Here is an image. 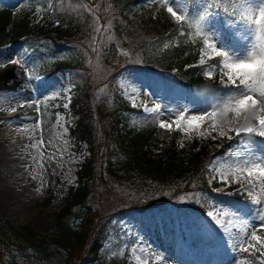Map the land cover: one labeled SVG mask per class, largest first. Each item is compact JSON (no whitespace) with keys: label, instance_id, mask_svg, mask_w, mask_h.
I'll use <instances>...</instances> for the list:
<instances>
[{"label":"rangeland","instance_id":"1","mask_svg":"<svg viewBox=\"0 0 264 264\" xmlns=\"http://www.w3.org/2000/svg\"><path fill=\"white\" fill-rule=\"evenodd\" d=\"M172 6L176 10L179 8L175 4ZM9 8L11 12L7 13L9 21L7 28L15 40L24 39L35 26L46 21L44 9L40 8V11H36L39 8L37 7L35 10H30L24 0L16 1ZM0 13L4 14L1 7ZM173 20L177 22L174 18ZM177 23L182 26L180 34L186 33L183 40L200 46L198 55L200 64L202 39L190 35V29L182 22ZM224 23L222 20L221 24ZM228 31L231 32L232 39L228 40L226 33V44L243 54L248 44L247 35L238 28ZM106 32H108L107 27L99 29L101 36L107 35ZM237 33L244 35L245 39H238ZM108 37L110 38L111 34ZM146 37L147 35L141 33L133 42L138 46L142 45L147 42ZM153 43L151 42V47L160 51L166 48L165 45L168 47L173 44L170 41ZM138 46L133 47L135 58L129 63L143 64L136 59V57L143 58ZM18 56L23 57L31 74L39 75V79L29 81L24 70L16 64L9 63L0 68V84L4 77L12 73L14 77L7 84L16 85L15 90L0 88V130L3 129L0 132V158H6L4 154L6 152L16 165L20 163L14 171L21 184L19 187H13L12 190L18 196L26 192L24 201L19 200L21 207L12 205L6 207L0 201V264H66V253L52 246L51 241L57 232L55 217L66 202L69 188L75 185L76 172L87 155L85 147L81 151L76 149L69 135V128L75 120L69 111V104L75 91L73 93L70 84L58 83L54 76L48 78L40 74L22 44L0 47V62H7ZM64 56L66 55H60V57ZM204 59L203 71L215 65L213 60L219 61L220 58L207 52ZM87 64L93 71L87 76L89 80L83 85L82 95L88 91L92 104L102 106L105 114L102 118L103 124H108L114 115L122 113L126 114L127 122L133 128L144 127L147 130L146 135L151 136L148 145L154 157L170 145H174L179 151H188L194 140L207 145L210 154L216 153L224 144H229L230 147L221 157L212 159L213 161L205 167L207 171L205 183L210 191H191L188 184L182 188L186 189V192L175 198V201L164 203L145 213L131 209L120 211L122 207L132 202L144 200L147 196L144 190L133 188L128 182L129 187H132L130 189L113 182L107 183L110 185L104 192L106 201L100 210H103L102 214H104L101 215V227H106L108 233L104 249L97 258L85 257L87 260L83 262L85 264H259L260 261H264L262 255L264 248L260 243L250 239V232L253 229L264 239V227H260L256 215L257 206L252 203L253 198H258L261 200V207H264V191H261L260 181L256 175L249 177L247 173L234 174L230 170V166L235 167L236 158L243 155L241 150L244 146L239 142V138L231 131L223 137L220 136L219 129L212 130V122L209 119L202 122L199 130H187L186 126L182 130H177L175 124L170 130L159 127L161 120L171 123L176 118V114L184 109L187 110L188 115H199L210 111L215 103L214 97L220 95L221 89L226 91L224 84L221 83L219 69L211 79L203 75L202 82L205 89L193 90L179 84L177 76L169 73H158L148 68L141 69L128 65L122 68L116 77H110L111 72L105 67H100L96 61L90 62L87 59L85 65ZM46 65L52 64L46 63ZM177 70L178 66H174L171 72L175 73ZM134 89L137 91L134 92ZM31 101L35 103H30ZM19 102H22L20 106ZM65 104L68 105L67 108L64 107ZM121 104L128 105L133 112H121L124 111H120ZM156 104L161 107L159 116L144 111L145 105L152 108ZM13 107L17 111L9 117L7 111ZM243 122L241 118L239 123L243 124ZM201 132L202 136L199 135ZM241 135L243 136V133ZM229 136L233 139L230 140ZM40 139L44 141L43 146L37 144ZM254 140V149L264 155V138L257 136ZM210 168L214 170L210 171ZM217 172L225 174L227 179L222 180ZM5 175L6 171L0 168V178ZM209 180L212 182L209 183ZM249 180L255 184V187L250 189L251 195L249 191L242 190V185L247 187ZM195 186V184L191 185V187ZM168 192L158 189L154 197L170 201L167 199L170 197ZM213 202L215 208L212 207ZM220 209L225 213L230 210L236 216L247 219L253 228L241 237L239 220H234L233 224L228 225L227 220L232 217L221 216V224H216L207 212H216ZM105 214L110 215L104 218ZM92 217L93 223L87 232L95 235L100 229L97 227L99 218ZM75 225L72 227L77 231H84L81 220L76 221ZM221 225L228 228L231 235H228ZM101 236L102 234H99L98 237ZM39 237L45 238L47 245L39 242ZM241 238L244 240L243 247H247L248 244H253L255 247L249 248L247 252L241 251ZM89 240L90 238H87L86 242ZM131 240H135L134 244L126 254L125 248ZM133 249L136 251L133 252ZM72 253L75 256L78 252Z\"/></svg>","mask_w":264,"mask_h":264},{"label":"trees","instance_id":"2","mask_svg":"<svg viewBox=\"0 0 264 264\" xmlns=\"http://www.w3.org/2000/svg\"><path fill=\"white\" fill-rule=\"evenodd\" d=\"M50 3L51 19L28 37L38 40V43H26L35 60L54 48L67 45L86 47L89 35L92 34L90 16L77 9L79 0H50ZM98 5L100 15L110 12L117 38L124 36L130 40L144 33L147 39L158 41L166 35L177 34L178 26L164 13L162 7L156 12V4H148L145 0H98ZM60 6L63 10L58 9ZM54 22H57L55 25H60L54 26ZM7 24V16L0 15V45L14 39ZM115 46L113 43L96 52L99 61L112 70L124 66L126 59L125 55L119 54L121 48L116 49ZM124 46L127 47L126 42ZM151 46V42L139 45L147 63L167 71L178 66L179 72L176 74L180 83L193 88L201 87V67L190 66L195 63L193 54H196V50L193 53L191 48L182 46L181 43L170 51H160ZM73 55L75 58L78 56L76 53ZM75 60L72 65L77 64L79 58ZM78 66L88 73L82 63H78ZM88 80L86 75L72 74L75 95L70 110L77 120L70 133L79 147L82 144L87 146L88 155L80 164L76 185L69 190L66 202L55 217L57 232L51 241L52 246L66 253V264H81L84 252L95 258L102 249L104 236H98L106 233L105 229L101 227L95 235L87 230L93 223L92 216L98 218L102 214L103 210H100L104 205V192L110 185L107 183L113 182L130 189L128 182L133 188H140L147 194L153 193L146 205L131 203V207L137 210L140 207H151L160 203V200L153 198L154 191L159 188L178 192L187 184L204 187V168L207 162L216 157L215 154H210L207 145L197 143L192 144L185 152L170 145L154 157L148 145L151 136L148 137L143 129H132L124 116L114 115L108 124H103L105 114L102 106L92 104L88 91L82 95L83 85ZM224 146L226 144L221 148ZM78 220H81V225L85 228L83 232L72 227ZM87 238H90L88 242ZM38 241L47 245L45 238L39 237ZM74 251L78 252L75 256L72 253Z\"/></svg>","mask_w":264,"mask_h":264},{"label":"snow or ice","instance_id":"3","mask_svg":"<svg viewBox=\"0 0 264 264\" xmlns=\"http://www.w3.org/2000/svg\"><path fill=\"white\" fill-rule=\"evenodd\" d=\"M162 2L171 17L190 29V35L202 39L201 65L205 64L204 56L207 52L220 58L216 65L203 71V75L211 79L219 69L221 83L224 84L226 91L221 89L220 95L214 97L215 103L210 111L199 115H188L187 110L184 109L176 114V118L171 123L161 120L159 127L170 130L175 124L177 130H182L185 126L187 130H199L202 122L209 119L212 122V130L219 129L220 136L227 135L229 131L234 132L244 147L241 150L243 155L236 158L235 167L230 166V170L234 174L247 173L249 177L256 175L260 181L261 191H264V155L259 154L253 147L255 137L264 138V0H162ZM173 4L179 6L178 10L174 9ZM36 11H40V8H37ZM222 20L225 22L224 24H221ZM232 28L241 29L247 35L248 44L243 54L226 44L225 34L227 33L228 40H231L232 34L228 30ZM181 34L183 35V33ZM237 37L241 40L245 39V36L240 33H237ZM93 50L95 51V49ZM9 63L22 68L29 81L39 79V75L31 74V70L22 56L14 57L7 62H0V68ZM30 103H35V101ZM67 106V104L64 105L65 108ZM133 106H136L135 103ZM37 110H39L38 107ZM144 111L159 116L161 107L159 104L152 108L145 105ZM229 114H231V119H229ZM241 118L244 121L243 124L239 123ZM37 126L39 127V122ZM199 135L202 136L203 133L201 132ZM228 138L233 139L232 136ZM37 144L43 146V139L37 141ZM209 170L214 169L210 168ZM217 174L222 180L227 179L225 174L219 172ZM211 182L209 180V183ZM254 187L255 184L249 180L247 187L242 185V190L249 191V195H251L250 189ZM252 203L257 206L256 215L260 221V227H264V207H261V200L253 198ZM212 207L215 208L214 202ZM207 215L218 225L221 224V216L232 217L227 220L228 225L233 224L234 220H239L241 237L246 235L250 228H253L250 221L236 216L230 210L228 213H225L223 209L216 212L208 211ZM221 227L224 228L223 225ZM224 231L231 235L228 228H224ZM250 239L260 243L264 248V239L257 235L256 230H251ZM243 244L244 240L241 238L240 250L244 252L255 247L253 244L243 247ZM132 251L135 252L136 249ZM259 264H264V261H260Z\"/></svg>","mask_w":264,"mask_h":264},{"label":"bare ground","instance_id":"4","mask_svg":"<svg viewBox=\"0 0 264 264\" xmlns=\"http://www.w3.org/2000/svg\"><path fill=\"white\" fill-rule=\"evenodd\" d=\"M60 24L54 25V26H59ZM22 104V102H19L18 105L20 106ZM15 109V110H13ZM17 109L15 107H13L12 109L7 111V115H14L16 113ZM4 153V152H3ZM6 158L3 157V159L0 158V168H3L6 171V175L5 177H2V179L0 178V201L4 206H8L10 207L11 205L14 207H21L22 204H20L19 200H23V198L25 197L24 195H26V192L24 191V194L21 196L15 195L14 191L12 190L13 187H19V185L21 184V181L19 180V178L17 177L16 172L14 171V168L19 167L18 165L20 164H15L16 162L13 160H10V156L8 153H4ZM6 160V161H5ZM155 195V194H154ZM151 194H148L144 200H142L141 202H148L150 200ZM153 198L155 199V197L153 196ZM31 199V198H30ZM21 200V201H22ZM34 201V199H32ZM160 200V199H158ZM24 201V200H23ZM32 201V202H33ZM31 202V203H32ZM160 203H158L157 205L151 206V207H142L143 209H154V208H158L161 205H163L166 201H164L163 199H161L159 201ZM146 203H142L143 205H146ZM133 211H135L133 209ZM136 212V211H135ZM87 252H84L82 255V259H84L85 257H87Z\"/></svg>","mask_w":264,"mask_h":264}]
</instances>
